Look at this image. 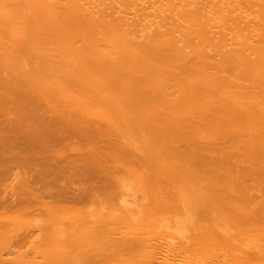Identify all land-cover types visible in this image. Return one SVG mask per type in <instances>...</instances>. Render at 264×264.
<instances>
[{"label": "bare ground", "instance_id": "obj_1", "mask_svg": "<svg viewBox=\"0 0 264 264\" xmlns=\"http://www.w3.org/2000/svg\"><path fill=\"white\" fill-rule=\"evenodd\" d=\"M202 57L216 74L184 65ZM170 135L240 149L196 170ZM246 152H264V0H0V167L47 211L0 215V264L26 260L4 256L19 236L43 264H264Z\"/></svg>", "mask_w": 264, "mask_h": 264}, {"label": "rangeland", "instance_id": "obj_2", "mask_svg": "<svg viewBox=\"0 0 264 264\" xmlns=\"http://www.w3.org/2000/svg\"><path fill=\"white\" fill-rule=\"evenodd\" d=\"M28 28H30V27H28ZM26 42L32 43V40L28 39ZM15 46L18 49V53H19L18 56H21L23 54L22 49L24 47H26V45L20 44V45H15ZM24 57L28 60H25V58H24L23 59L24 61L23 60L21 61V64H23L22 67L27 68V70H26V68H23V69L26 71H28V69L30 71H32L33 67H34L32 60L29 57H26V56H24ZM25 61H26V64L28 66L27 65L25 66V64H24ZM197 63H201L202 65L205 64L206 68H207V72L209 74L214 75L217 73V70L215 68L216 63H217V59L212 60V59H209L207 57H202L198 60H196V59L192 60L189 63L185 62L184 65L188 68H191V67H193L194 64H197ZM228 75H229L228 72H223V76H228ZM48 96H50V95H48ZM190 120H192L194 122L193 116H192V118H190ZM198 124H200V126L203 125L202 121L198 122ZM78 141H79V138H75V139L70 140L69 142L72 143L71 145H73V144L77 143ZM237 142H239V139L226 138L224 141H221L219 143V145L212 146L214 150H210V146L207 145L208 143H202V142L196 143L194 140L187 139L181 135H173V136L170 135L167 138V145L169 147L170 146L174 147L182 153H184V152L192 153V155H190V156L194 157V158H192L193 160L197 159L199 157H203L205 159L206 162H203V163H195L192 160V163L194 164L196 170L201 169V168L209 165L208 162L212 163L215 161H220L221 156L225 152H228L231 155H235L236 153H239L238 149H240V148H239V144H237ZM231 143H234L237 145H233ZM212 144H215V143H212ZM150 146L155 147L153 144H150ZM205 148L206 149L208 148V151H199L200 149H205ZM45 156H48V155L45 154ZM230 160L237 162L240 164V166L244 167V169H242V171H240V170L238 171V169H235L232 172V174L235 177L236 187L237 188L241 187L245 190V191H236V195L242 196L243 198L246 197L248 199H255V200L257 198L264 196V181L258 175H254L253 173H251L249 171V170L257 171V170H260L262 167H264V152L259 157L254 156L252 152H246V156H244L243 154H240L237 157L230 159ZM178 161H180V160H178ZM179 166H182V164L179 163ZM188 168L189 167H187L186 169L188 170ZM20 172H21L20 169L17 168L11 162L0 167V203L3 205V206H0V215H5V214L10 215L14 211L16 212L17 210L20 209L19 211L29 210L33 213H36L38 215V217H41L42 219L45 218V214L47 211H46V209H43L39 205L38 199H34L33 196L30 195V193L27 189H24L21 186H19L18 180L20 177L19 176ZM240 172H242V173H240ZM198 175H199V177H201L199 172H198ZM201 185L204 188L206 186L205 184L204 185L200 184V186ZM73 187L75 188V186H73ZM77 188L74 189L75 192H76ZM35 189H36L35 192L38 195L42 192V187L39 183L35 184ZM249 201H251V200H249ZM4 202L6 204H3ZM44 203L45 204L47 203L46 205H48V206L51 205L50 208H53V206L57 207L59 205H63V204H58L52 195L47 196ZM57 208H59V207H57ZM9 245L11 246L10 251H12L13 253L9 251L7 254L4 253V256L10 257L11 259L15 258L14 257L15 253L19 256V258H20V255H22L24 257V259H26V260H23V262L27 261L26 264H43L45 262V259H47V257L44 259L41 257V251H43V246H42V243L40 242L39 239L35 240V239H30L27 236H19V237H14L10 241ZM7 257H5V258H7ZM15 259H18V258H15ZM22 259L23 258H20V260H19L20 263L17 260L18 261L17 264L23 263Z\"/></svg>", "mask_w": 264, "mask_h": 264}]
</instances>
